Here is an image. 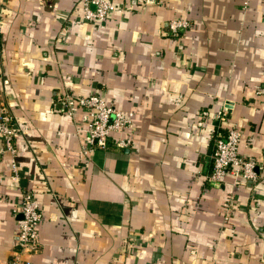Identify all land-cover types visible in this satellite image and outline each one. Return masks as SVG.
<instances>
[{"label": "crops", "instance_id": "1", "mask_svg": "<svg viewBox=\"0 0 264 264\" xmlns=\"http://www.w3.org/2000/svg\"><path fill=\"white\" fill-rule=\"evenodd\" d=\"M113 1L103 22L79 0L0 4V102L20 127L18 179L0 137V264L26 190L43 210L31 264H264V0ZM174 17L190 26L173 35ZM64 91L101 93L131 126L85 152ZM231 127L257 180L210 181Z\"/></svg>", "mask_w": 264, "mask_h": 264}, {"label": "built area", "instance_id": "2", "mask_svg": "<svg viewBox=\"0 0 264 264\" xmlns=\"http://www.w3.org/2000/svg\"><path fill=\"white\" fill-rule=\"evenodd\" d=\"M3 0H0V4ZM148 3L149 0H141ZM82 9V17L85 20L105 21L109 14L116 10H123L113 0H79ZM1 23V20H0ZM169 29L173 35H177L182 29L190 26L186 18L174 17L169 20ZM264 90V87L262 88ZM61 101L65 111L80 118L85 123V131L88 133L89 144L85 146V152L96 147H107L113 132L126 129L131 126L132 119L126 111L110 103L101 93L94 92L87 95L75 94L64 91ZM227 107L217 111L214 116L225 119ZM20 129L15 123L14 114L5 101L0 102V137L3 139V150H8L13 155L11 158L12 176L20 177L19 166L16 159L18 146L16 134ZM242 131L237 127L229 128L225 135H218L215 140L213 152V169L209 175L213 183L225 181L227 174L232 172L236 177H243L251 181L257 180L259 171L257 160L248 157L240 150ZM127 137L118 140L119 145H126ZM4 175H0V181ZM20 231L18 235V248L13 253L7 264H31L30 255L38 251L41 245L39 222L43 218V210L35 193L26 190L22 196L21 207L18 212Z\"/></svg>", "mask_w": 264, "mask_h": 264}, {"label": "water", "instance_id": "3", "mask_svg": "<svg viewBox=\"0 0 264 264\" xmlns=\"http://www.w3.org/2000/svg\"><path fill=\"white\" fill-rule=\"evenodd\" d=\"M156 0H149V2H155ZM228 105H230L229 103H227ZM257 169H258V167H257ZM258 171H259V169H258ZM21 215V214H20ZM22 216V215H21ZM20 216V217H21Z\"/></svg>", "mask_w": 264, "mask_h": 264}]
</instances>
